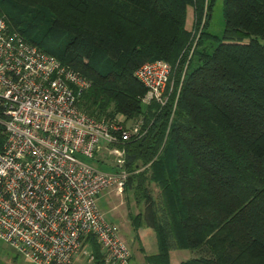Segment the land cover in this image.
Returning <instances> with one entry per match:
<instances>
[{"label":"trees","instance_id":"obj_1","mask_svg":"<svg viewBox=\"0 0 264 264\" xmlns=\"http://www.w3.org/2000/svg\"><path fill=\"white\" fill-rule=\"evenodd\" d=\"M216 1L0 0L9 31L87 80L79 110L142 121L121 169L143 264H169L171 250L196 252L178 264H264V0H220L219 36L207 32ZM155 59L170 65L172 91L145 105L133 72ZM147 230L152 255L140 242ZM87 243L91 264H105Z\"/></svg>","mask_w":264,"mask_h":264},{"label":"built area","instance_id":"obj_2","mask_svg":"<svg viewBox=\"0 0 264 264\" xmlns=\"http://www.w3.org/2000/svg\"><path fill=\"white\" fill-rule=\"evenodd\" d=\"M133 76L145 88V105H163L171 94L164 60L143 62ZM87 86L80 74L9 31L0 16V242L29 264L78 258L91 264L89 237L105 264H129L117 226L96 200L107 189L121 196L123 144L142 135L143 125L79 110L75 100ZM101 150L113 156L112 172L87 162Z\"/></svg>","mask_w":264,"mask_h":264},{"label":"rangeland","instance_id":"obj_3","mask_svg":"<svg viewBox=\"0 0 264 264\" xmlns=\"http://www.w3.org/2000/svg\"><path fill=\"white\" fill-rule=\"evenodd\" d=\"M221 5L220 0H217L210 13V19L208 23L207 32L210 34H213L215 36H219L222 30V17H221ZM191 7H187L186 9V18H185V26L186 29H190L191 24ZM209 42V41H208ZM206 42L205 44H213L215 40L210 41L209 43ZM178 89V88H177ZM178 91V90H177ZM118 118H120L118 116ZM90 165H92L97 170L103 171V172H112L114 170L113 166L115 165L113 156L108 154L106 151L101 150L98 154H96L94 160L87 161ZM151 190V196L152 198H156L157 196V190L150 185ZM102 193H105V195L101 199L96 200V205L100 211V213L103 215V217L107 220L109 213H106V207L103 204H107V208L112 209L111 214H113V217L119 220L122 223L121 229L123 232L126 233V229L128 226L127 221V214H136L139 211V207H135L131 196L129 193L122 192L121 196H116L112 191L109 189L103 191ZM101 193V194H102ZM100 194V195H101ZM99 195V196H100ZM106 213V214H105ZM116 226V225H115ZM119 228V236L122 239V241L127 246L129 252L132 250L136 251V244L135 242H128L125 240L127 236L123 235ZM140 238L141 246L143 249V252L146 255H152L156 252V245H155V238L152 233V231H146L144 234L141 235ZM132 239V238H131ZM197 254L195 251H189V250H171L168 254V263L169 264H178L181 261H184L189 258L196 257ZM83 263V262H82ZM0 264H29L24 259H22L20 256L16 255L12 249L4 245L0 242Z\"/></svg>","mask_w":264,"mask_h":264},{"label":"crops","instance_id":"obj_4","mask_svg":"<svg viewBox=\"0 0 264 264\" xmlns=\"http://www.w3.org/2000/svg\"><path fill=\"white\" fill-rule=\"evenodd\" d=\"M191 13H192V12H191ZM104 195H105V193H102V194L98 197V199H101ZM103 205H105V207H106V213H107V212L109 213V216H108L107 221L111 222L112 224L116 225L117 227H120V231H121V233H122L123 235L127 236V237L125 238V240H127L128 242H131V240H132V239H131V238H132V234H131V232H130V228H129V226H127L126 233L123 232L122 229H121V227H123V226H122V223H121L119 220H117L116 218H114V217H113V214H111L112 209L107 208L108 206H107L106 203L103 204ZM106 213H105V214H106ZM108 213H107V214H108ZM118 229H119V228H118ZM120 236H121V235H120ZM121 237H122V236H121ZM129 253H130L129 264H143V262H142V255H141L140 253H138V252L135 251V250H132V252L130 251ZM82 262H83V261H82V258H78L73 264H85L84 262H83V263H82Z\"/></svg>","mask_w":264,"mask_h":264}]
</instances>
